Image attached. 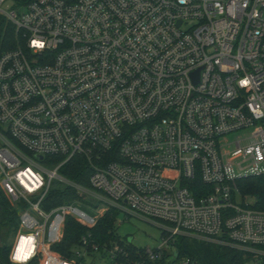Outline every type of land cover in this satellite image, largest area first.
I'll use <instances>...</instances> for the list:
<instances>
[{"label":"built area","instance_id":"built-area-1","mask_svg":"<svg viewBox=\"0 0 264 264\" xmlns=\"http://www.w3.org/2000/svg\"><path fill=\"white\" fill-rule=\"evenodd\" d=\"M8 1L0 187L20 211L11 262L153 264L166 253V264H198L177 254L185 235L264 264V210L237 185L264 175V0ZM77 156L89 187L61 172ZM56 184L82 201L45 208ZM79 204L95 215L76 216ZM110 209L117 225L120 214L155 221L162 242L141 260L129 241L100 248L90 233L76 257L54 249L67 218L90 228Z\"/></svg>","mask_w":264,"mask_h":264},{"label":"trees","instance_id":"trees-1","mask_svg":"<svg viewBox=\"0 0 264 264\" xmlns=\"http://www.w3.org/2000/svg\"><path fill=\"white\" fill-rule=\"evenodd\" d=\"M14 38V27L5 23V20L1 18L0 52L14 46ZM48 160L49 162L57 163L60 159L57 157L48 158ZM61 172L69 180L76 181L85 187H89L91 166L83 157H73L72 160L61 168ZM237 185H239V189L243 195L255 200L253 208L264 210V175L241 178ZM78 201H82V198L78 195L75 189L70 187L63 188L58 185L52 187L50 190L49 195L44 202V207L49 209L64 203L78 204ZM0 204L2 205L0 224H3L12 218L13 209L14 211L17 209L11 207L1 187ZM79 205L83 207V209L88 208L87 206ZM117 215L118 212L115 209H110L105 215L97 220V223L93 227L90 228L72 217L67 218L63 240L60 244L54 246V249L59 253H63L67 257H76L73 253L74 248L80 244L83 235L90 233V239L100 248L104 247L106 244L110 245L114 241L120 243H126V241H129L126 250L130 252L131 259H143V254H145V250H143L144 247L135 246L128 237L120 236L117 233ZM3 243V246L0 247V262L1 264H13L10 260L9 248L4 241ZM174 246L177 248L179 258L187 257L198 264H246L243 253L233 246H223L185 235L178 236L174 242ZM166 257L167 254L165 253L163 257L156 258L153 261V264H166ZM77 259L81 264L83 258ZM29 264H38V260H33Z\"/></svg>","mask_w":264,"mask_h":264},{"label":"rangeland","instance_id":"rangeland-1","mask_svg":"<svg viewBox=\"0 0 264 264\" xmlns=\"http://www.w3.org/2000/svg\"><path fill=\"white\" fill-rule=\"evenodd\" d=\"M8 4L13 5L14 0H9ZM7 7V6H5ZM59 185V184H58ZM57 184L55 186H58ZM60 186V185H59ZM249 200H253L248 197ZM76 216L84 219L94 216L92 209L85 208L82 212H75ZM118 220H123L117 226V233L121 236L128 237L135 246L139 247H158L162 242V228L155 221L142 219L139 215H129L125 218V214H120ZM20 227V211L13 209V216L8 222L0 224V236L11 250L15 236ZM1 264V262H0Z\"/></svg>","mask_w":264,"mask_h":264},{"label":"water","instance_id":"water-1","mask_svg":"<svg viewBox=\"0 0 264 264\" xmlns=\"http://www.w3.org/2000/svg\"><path fill=\"white\" fill-rule=\"evenodd\" d=\"M40 159H41V157H40ZM2 211V205L0 204V212ZM3 240H2V238H1V236H0V247L1 246H3Z\"/></svg>","mask_w":264,"mask_h":264}]
</instances>
